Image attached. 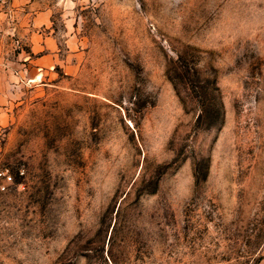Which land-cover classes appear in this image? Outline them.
<instances>
[{
  "label": "rangeland",
  "instance_id": "374dc122",
  "mask_svg": "<svg viewBox=\"0 0 264 264\" xmlns=\"http://www.w3.org/2000/svg\"><path fill=\"white\" fill-rule=\"evenodd\" d=\"M30 1L54 56L0 112V264H264V0Z\"/></svg>",
  "mask_w": 264,
  "mask_h": 264
},
{
  "label": "crops",
  "instance_id": "0c3cea01",
  "mask_svg": "<svg viewBox=\"0 0 264 264\" xmlns=\"http://www.w3.org/2000/svg\"><path fill=\"white\" fill-rule=\"evenodd\" d=\"M12 2L17 21H12L9 25L0 21V112L7 108L15 81L21 77L31 80L37 74L42 75L51 66L54 56L51 51L54 29L50 10L42 7L32 11L35 3L30 0ZM0 16L2 20L4 14L1 13ZM13 30H16L17 35L26 36L29 52L19 55L11 52V36L8 33ZM19 59H22L21 63Z\"/></svg>",
  "mask_w": 264,
  "mask_h": 264
},
{
  "label": "built area",
  "instance_id": "2783aa9c",
  "mask_svg": "<svg viewBox=\"0 0 264 264\" xmlns=\"http://www.w3.org/2000/svg\"><path fill=\"white\" fill-rule=\"evenodd\" d=\"M9 0H0V14H9ZM20 173L23 172L22 169L19 170ZM12 174L7 167L0 169V189H4L6 184L11 182Z\"/></svg>",
  "mask_w": 264,
  "mask_h": 264
}]
</instances>
